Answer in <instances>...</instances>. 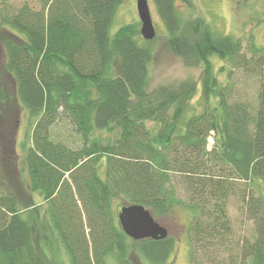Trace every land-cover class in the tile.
I'll return each instance as SVG.
<instances>
[{"label":"trees","instance_id":"trees-1","mask_svg":"<svg viewBox=\"0 0 264 264\" xmlns=\"http://www.w3.org/2000/svg\"><path fill=\"white\" fill-rule=\"evenodd\" d=\"M123 1L44 0L39 11L24 5L0 14L3 69L14 84L9 102L0 79V111L13 110L15 117L18 105L33 121L21 162L28 190L44 205L47 230L68 264H107L109 258L163 264L172 240H131L117 221L121 207L142 205L158 222L182 206L191 213L192 239L213 242L230 234L226 207L235 193L253 222L252 241L242 244L239 260L264 264V201L249 186L264 176V47L250 41L243 53L240 39L214 34L203 19L182 27L175 4L188 0H150L170 52L200 71L198 81L150 89L152 40L132 25L110 33ZM114 56L119 64L112 75ZM213 57L228 73L237 68L257 76L254 104L218 81ZM198 90L201 106L193 112L188 107ZM114 130L112 140L100 134ZM2 133L1 127L0 161H9L11 142ZM174 179L187 201L176 196ZM119 199L124 204L117 209ZM37 207L23 211L0 194V264H43L31 223L43 221Z\"/></svg>","mask_w":264,"mask_h":264},{"label":"rangeland","instance_id":"rangeland-1","mask_svg":"<svg viewBox=\"0 0 264 264\" xmlns=\"http://www.w3.org/2000/svg\"><path fill=\"white\" fill-rule=\"evenodd\" d=\"M148 6L155 30V37L151 41L152 60L149 66L150 89L161 85H177L183 80L198 81L200 71L197 68L186 67L183 62L175 57L167 47V33L165 27L158 17L155 8L150 0ZM136 0H124L118 7L110 33H115L119 28L132 25L136 30L140 29V22L135 8ZM44 0H0V14L16 13L21 7L26 5L32 11L42 9ZM175 9L182 27H187L195 19H203L209 24L214 34L219 36H229L233 39H240L243 53L247 52L248 42L253 41L257 46L264 47V0H188V4L176 2ZM46 12V9L44 10ZM4 30V29H3ZM0 28V79L7 87L9 102L13 101V82L4 73L3 64L5 57L1 46V39L4 31ZM13 32V31H12ZM114 56L111 62V74H117L118 58ZM212 69L221 84L227 82L231 86L233 97L249 104L255 103L258 88V79L255 75H246L241 70L234 68L228 73L227 64L217 58L211 59ZM200 88V86L198 87ZM200 92L193 97L188 109L198 112ZM15 117L13 110L2 109L0 111V124L3 129L2 136L8 146V160L0 162V194L12 196L17 205L23 211L29 212L33 206L39 212V219L32 220L35 233L36 246L41 255L43 264H68V258L63 249L57 245L51 232L47 230L44 221L45 213L40 196L28 190L29 177L26 168L22 165L24 154L23 145L30 143L33 121L25 109L16 105ZM10 108V107H8ZM6 108V109H8ZM12 108V107H11ZM188 114H190L188 112ZM13 124V125H11ZM11 126V127H9ZM152 126V124H148ZM0 127V128H1ZM12 128L13 133H12ZM7 129V131H6ZM61 136H66L63 127L59 130ZM116 130L101 132V136L106 139H114ZM9 134V135H8ZM212 138L207 140V149L211 148ZM10 147V148H9ZM11 150V151H10ZM14 162V163H13ZM176 185V196L187 201L184 189L174 179ZM237 186V185H236ZM253 189V194L261 196L264 201V176L260 180H255L249 185ZM249 190L250 188L247 187ZM185 196V197H184ZM241 194L229 196L227 201V217L230 226V234L222 239L210 240L197 238L192 239L190 231L191 213L177 206L168 215L161 218L158 223L167 231V236L172 240V250L163 264H241L239 259V249L244 243L252 241L253 222L244 213L243 205L239 202ZM114 204L117 209L123 205V201L116 200ZM41 222V223H40ZM193 244H215L212 247L200 249ZM232 260V261H231ZM107 264H116L113 258H109ZM140 264H151L147 260L139 259ZM245 264H250L246 262Z\"/></svg>","mask_w":264,"mask_h":264},{"label":"water","instance_id":"water-1","mask_svg":"<svg viewBox=\"0 0 264 264\" xmlns=\"http://www.w3.org/2000/svg\"><path fill=\"white\" fill-rule=\"evenodd\" d=\"M136 13L140 22L139 33L143 40L151 41L155 37L150 9L147 0H136ZM117 221L122 232L131 240H163L166 229L153 219L142 205L133 204L121 207L117 212Z\"/></svg>","mask_w":264,"mask_h":264}]
</instances>
